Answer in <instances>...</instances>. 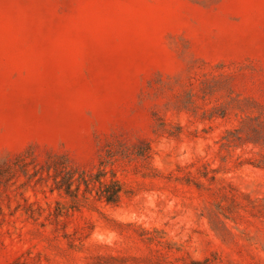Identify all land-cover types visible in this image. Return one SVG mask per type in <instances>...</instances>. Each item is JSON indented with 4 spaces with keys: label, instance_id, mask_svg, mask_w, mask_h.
Wrapping results in <instances>:
<instances>
[{
    "label": "rangeland",
    "instance_id": "obj_1",
    "mask_svg": "<svg viewBox=\"0 0 264 264\" xmlns=\"http://www.w3.org/2000/svg\"><path fill=\"white\" fill-rule=\"evenodd\" d=\"M0 264H264V0H0Z\"/></svg>",
    "mask_w": 264,
    "mask_h": 264
},
{
    "label": "trees",
    "instance_id": "obj_2",
    "mask_svg": "<svg viewBox=\"0 0 264 264\" xmlns=\"http://www.w3.org/2000/svg\"><path fill=\"white\" fill-rule=\"evenodd\" d=\"M97 177V178H96ZM72 178V174L70 172H68L66 175L62 176L61 180L63 184L66 188H67V184L69 183L70 179ZM98 176L93 177V180H97ZM82 181L85 183V185L87 186L88 181L82 178ZM56 185L59 186L60 183L56 182ZM111 186V187H110ZM107 186L105 188H103L102 190H100V194L107 200V201H111L114 202L117 200V197L119 195L120 192V187L116 182H113L112 185ZM110 187V189H108ZM68 189V188H67Z\"/></svg>",
    "mask_w": 264,
    "mask_h": 264
}]
</instances>
